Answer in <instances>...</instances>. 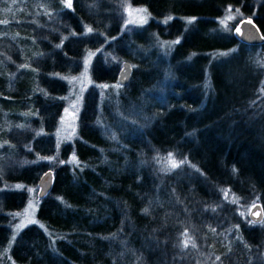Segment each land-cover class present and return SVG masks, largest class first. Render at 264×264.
<instances>
[{
    "label": "trees",
    "instance_id": "trees-1",
    "mask_svg": "<svg viewBox=\"0 0 264 264\" xmlns=\"http://www.w3.org/2000/svg\"><path fill=\"white\" fill-rule=\"evenodd\" d=\"M128 1L148 18L129 31L94 0H0V264H264V43L222 27L231 7L264 30V0ZM152 32L172 43L166 55ZM86 57L92 83L118 92L85 90L76 138L55 147L62 79ZM169 153L187 163L165 171ZM7 155L56 161L35 222L17 230L27 197L6 186H35L47 168L9 178ZM256 203L259 223L235 212Z\"/></svg>",
    "mask_w": 264,
    "mask_h": 264
},
{
    "label": "rangeland",
    "instance_id": "rangeland-1",
    "mask_svg": "<svg viewBox=\"0 0 264 264\" xmlns=\"http://www.w3.org/2000/svg\"><path fill=\"white\" fill-rule=\"evenodd\" d=\"M106 3V9H104L103 7V3ZM64 4L66 6L65 0H64ZM67 7V6H66ZM7 7H3L1 8L2 10L6 9ZM69 8V7H67ZM88 9H91L93 11L94 14H99L100 12H104L105 14H110L113 11H115L117 13L118 19H119V23L120 26L122 27V29L129 31L132 30L134 28H140L141 26H143L148 18H147V14L145 12V10L143 8L140 7H136V6H132L130 4V2L128 0H94V3L92 5H89L87 7ZM37 7L32 8L33 13L36 12ZM238 10V11H237ZM100 11V12H99ZM239 9H233L231 7H229L226 11H225V15H224V20L222 23V27L224 29H228L230 26H232L233 29H231V32L234 33V30L236 29V25L242 21L245 20L247 18H242L243 15L241 14L239 16L238 14ZM229 17H232L231 19H229ZM242 18V19H241ZM3 20H5L3 18ZM49 21V20H48ZM146 21V22H144ZM237 24H234L236 23ZM240 24V23H239ZM238 24V25H239ZM234 25V26H233ZM237 25V26H238ZM41 30V26H36ZM47 29H49L47 27ZM230 29V28H229ZM228 29V31H229ZM155 33H150L149 34V38L151 39H155L154 40V45H152V47H157L158 51L157 53L161 54V55H166V52L169 50V48L171 47V42L170 43H166V42H162L161 40L154 38ZM2 37V35L0 34V38ZM7 45H5L4 42H2V39L0 40V64L3 65L2 63H4L6 61V59L4 58L3 53H5V50L7 49ZM152 49V48H150ZM149 49L148 54L151 55L152 51ZM147 55V54H146ZM158 55L156 56L155 60L157 59ZM89 57L85 58V67L82 68L81 72L75 76V77H67V78H63L62 80L64 81V84L66 85V92L65 94L62 96V104H63V109L62 112L59 116L56 128L53 132V140H54V145L55 147L61 146L63 144L66 143H70L73 141V139L76 138V118L77 115L79 113L80 110V104H81V99H82V94L85 92V90H87L88 88L92 87L94 89L97 90V92L99 93L100 99L106 100L107 98L105 97L107 95V93L111 92L112 94H117L118 92V85H112V86H107L104 87L105 85L102 84L101 85H95L92 83L91 79H90V75H89V69H88V64H89ZM86 62H87V66H86ZM150 65L154 66V62L150 61ZM25 131V129H23V132ZM27 148V147H25ZM8 157H13L12 155H7L4 158V168L3 170L6 171V175L9 178H13V176H16L17 173L15 172L16 168L15 165L17 167V165L20 167L21 165H27V164H37V163H42L45 168H47V170L52 171V166H54L56 164V161L54 158H38L36 160H32V161H28V160H20L18 162H16L15 159L12 158H8ZM71 161V157L69 158L68 161L66 162H70ZM72 162V161H71ZM167 164H165V167H170V162L167 161ZM176 168H171L170 171H173ZM19 186V187H18ZM7 189L12 190V191H20L22 193H24L27 197V202L24 208H22L18 213H15L13 215H11L10 221L13 223V228L15 230L21 228V227H17L18 225H27V224H31L29 221H35V208L37 205V192H38V187L37 185L35 186H24V185H18V184H11L9 186H6ZM224 195V194H223ZM252 204H250L247 208H244L241 205H234V207H236V213L239 214L243 220L247 221V214L249 211V208L251 207ZM34 223V222H32ZM214 233L215 230H213ZM223 234H225L222 231ZM222 241H220V245L218 246V248L225 250L227 248H229L228 246H230V244L226 241H224V235H222ZM263 254L264 255V248H262ZM210 258L212 263L216 261V256L211 255L210 254ZM189 264H191L189 262ZM195 264V263H193Z\"/></svg>",
    "mask_w": 264,
    "mask_h": 264
},
{
    "label": "water",
    "instance_id": "water-1",
    "mask_svg": "<svg viewBox=\"0 0 264 264\" xmlns=\"http://www.w3.org/2000/svg\"><path fill=\"white\" fill-rule=\"evenodd\" d=\"M251 21V23H249ZM239 29V31H237ZM235 36L243 42L250 45H259L264 43V36L260 33L255 22L252 19H245L238 25ZM131 69L127 62L122 64V69L118 72L117 82L121 85H125L130 78ZM53 182V173L50 170H46L41 174L37 181V197L43 198L51 189ZM255 205V207H253ZM248 211V219L253 223H259L263 218V210L260 204H253Z\"/></svg>",
    "mask_w": 264,
    "mask_h": 264
},
{
    "label": "snow or ice",
    "instance_id": "snow-or-ice-1",
    "mask_svg": "<svg viewBox=\"0 0 264 264\" xmlns=\"http://www.w3.org/2000/svg\"><path fill=\"white\" fill-rule=\"evenodd\" d=\"M65 3H66V6H67V7H71V0H65ZM237 11H238V10H237ZM231 18H232V17H229V19H231ZM169 19H171V17H169ZM6 22H7V21H5V23H6ZM144 22H146V21H144ZM189 22H191V21H189ZM222 23H223V21H222ZM249 23H251V21H249ZM88 31L91 32L92 30H91V29H88ZM237 31H239V29H237ZM86 66H87V62H86ZM104 87H107V85H105ZM113 138H115V137H113ZM165 159H166L167 161L170 162V167H166V168L164 169L165 171H170L171 168H176V167H179L181 164L187 163L186 160H182V161H180L179 163H177V162L175 161V159H174L172 153H169L168 157H166ZM73 161H75V156L73 157ZM234 171H235V169H234ZM18 187H19V186H18ZM253 207H255V205H253ZM144 211L147 212L148 209H144ZM29 222L32 223V222H35V221H29ZM17 227H23V225H18ZM187 243H188V241H185V246H187Z\"/></svg>",
    "mask_w": 264,
    "mask_h": 264
},
{
    "label": "flooded vegetation",
    "instance_id": "flooded-vegetation-1",
    "mask_svg": "<svg viewBox=\"0 0 264 264\" xmlns=\"http://www.w3.org/2000/svg\"><path fill=\"white\" fill-rule=\"evenodd\" d=\"M256 24V23H255ZM262 25V24H261ZM257 26V24H256ZM262 27H264V24L262 25ZM257 28L259 29L260 33L262 34V36H264V30H260V28L257 26ZM236 29L234 30L235 33Z\"/></svg>",
    "mask_w": 264,
    "mask_h": 264
},
{
    "label": "bare ground",
    "instance_id": "bare-ground-1",
    "mask_svg": "<svg viewBox=\"0 0 264 264\" xmlns=\"http://www.w3.org/2000/svg\"><path fill=\"white\" fill-rule=\"evenodd\" d=\"M240 41L243 42L242 40H240ZM243 43H245V42H243ZM245 44H247V43H245ZM121 69H122V68H121ZM130 69H131V67H130ZM130 74H131V73H130ZM129 79H130V78H129ZM127 83H128V82H127ZM127 83H126V84H127Z\"/></svg>",
    "mask_w": 264,
    "mask_h": 264
}]
</instances>
